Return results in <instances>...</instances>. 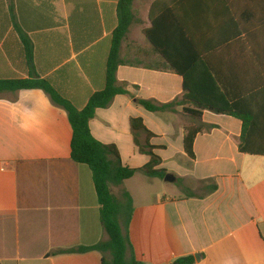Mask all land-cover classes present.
<instances>
[{"label":"crops","instance_id":"obj_1","mask_svg":"<svg viewBox=\"0 0 264 264\" xmlns=\"http://www.w3.org/2000/svg\"><path fill=\"white\" fill-rule=\"evenodd\" d=\"M118 3L0 0V80L48 81L82 110L105 87ZM157 3L154 17L162 20L166 38H182L184 24L194 26L207 45L229 41L202 55L210 71L198 62L193 86L206 97L226 94L242 118L203 111L196 119L184 112L197 108L193 102L162 112L139 103L165 105L185 95L175 71L144 65L164 63L144 34ZM210 6L218 15L205 23L202 10ZM227 6L232 14L223 16L217 7L225 5L210 0L134 2L139 23L128 35L132 57L128 38L122 56L136 65L117 72L127 93L99 109L90 129L100 142L116 145L123 164L133 169L150 163L152 148L157 169L174 180L139 171L121 187L134 204L128 260L173 264L192 256L194 264H264V155L240 150L246 136L253 151L264 152V0H230ZM139 40L148 50L134 49ZM133 119L147 130L137 131L138 145ZM197 127L203 130L191 158L184 138ZM72 138L67 111L44 91L0 93V264H104L99 251L57 253L107 240L92 172L73 161Z\"/></svg>","mask_w":264,"mask_h":264},{"label":"trees","instance_id":"obj_2","mask_svg":"<svg viewBox=\"0 0 264 264\" xmlns=\"http://www.w3.org/2000/svg\"><path fill=\"white\" fill-rule=\"evenodd\" d=\"M196 1V0H191ZM211 2H222L225 7H217L224 16L232 11L228 9L227 3L230 0H210ZM241 1V0H235ZM135 0H119L118 18L119 23L113 33L112 46L110 55L106 64L105 87L103 90L94 93L87 105L82 109H76L71 103L63 99L53 86L44 80H0V93L18 92L22 90H42L44 91L54 104L64 108L68 115L73 128V138L71 143V157L78 164L87 165L93 175V181L100 206V217L103 229L107 236V240L98 243L92 247H80L77 249L57 252L75 253L99 251L104 255V264H142L134 257L128 260L127 255L132 251V244L128 235L130 223L134 214L133 199L126 190H122L120 197L113 192L114 188H121L125 181L132 179L137 172L142 171L149 177H158L165 179L167 172L158 170L160 165L159 159L153 154L152 148L147 152L151 156V161L143 169H133L123 164L119 150L114 144H105L97 140L91 133L90 123L96 116L99 109L109 108L114 99L118 95L126 94L125 86H121L117 80V72L121 66H134L130 59L122 56L123 44L128 38L131 27L139 23L134 13ZM160 3L153 5V13H151L152 28L145 30L144 34L151 43L156 52L162 57L164 63L161 64H144L150 69H171L180 75L184 80L185 95L182 100H176L170 104L158 105L151 101H140L139 103L148 111L162 112L171 110L175 106H185L188 102H193L196 109L184 107V112L196 119L202 118L203 111H211L216 114L232 115L242 118L238 112L236 104H230L226 94L223 97L202 96L194 88V75L192 72L196 69L195 65L200 62V67L210 71V66L204 60L202 55L210 53L217 49L220 45H225L227 40L213 42L207 45L206 42L198 40L199 35L193 33L194 26L181 24L184 31L182 38L168 39L164 35V27L162 20L154 17V10L158 8ZM155 7V8H154ZM230 8V7H229ZM171 11L168 12L171 14ZM202 15L205 23L214 20L212 17L218 15L215 6L204 8ZM201 20V23H202ZM178 27V22L175 23ZM242 33V30L239 34ZM238 37V36H237ZM235 38V37H234ZM29 59H32V52L29 48ZM194 56V57H193ZM197 59V60H196ZM199 66V64L197 65ZM203 77V76H202ZM201 79V78H200ZM197 80V79H196ZM220 93L219 89H217ZM220 98V99H219ZM131 127L136 139L137 131H147L141 119H133ZM201 127L189 128L184 138L185 151L189 157L194 158V143L197 135L202 132ZM254 146L248 141L246 136L242 137L240 150L244 154L264 155V152L253 151ZM141 152H146L145 147L140 148ZM217 190L214 185L212 192ZM194 257H186L176 260L173 264H194Z\"/></svg>","mask_w":264,"mask_h":264},{"label":"rangeland","instance_id":"obj_3","mask_svg":"<svg viewBox=\"0 0 264 264\" xmlns=\"http://www.w3.org/2000/svg\"><path fill=\"white\" fill-rule=\"evenodd\" d=\"M138 46V47H137ZM137 46L135 47L134 46V49L135 48H143L145 51L148 50L147 49V45L144 44L141 40H139V45L137 44ZM133 48V45H132V40H131V37H128V40L126 42V49H127V53H128V56L129 58H131V50ZM149 62V61H148ZM153 62V61H152ZM113 192L116 196L120 197L121 193H122V189L121 188H114L113 189Z\"/></svg>","mask_w":264,"mask_h":264},{"label":"water","instance_id":"obj_4","mask_svg":"<svg viewBox=\"0 0 264 264\" xmlns=\"http://www.w3.org/2000/svg\"><path fill=\"white\" fill-rule=\"evenodd\" d=\"M173 180H174V178H173V176H171V175H167L166 178H165V181H166V182H171V181H173Z\"/></svg>","mask_w":264,"mask_h":264}]
</instances>
